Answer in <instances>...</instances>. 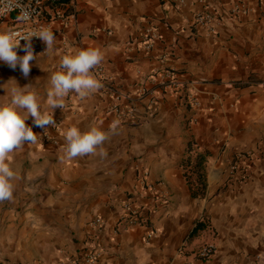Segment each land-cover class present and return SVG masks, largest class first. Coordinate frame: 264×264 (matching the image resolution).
I'll use <instances>...</instances> for the list:
<instances>
[{
    "label": "crops",
    "instance_id": "0c3cea01",
    "mask_svg": "<svg viewBox=\"0 0 264 264\" xmlns=\"http://www.w3.org/2000/svg\"><path fill=\"white\" fill-rule=\"evenodd\" d=\"M240 4L244 9L233 14ZM59 12L65 21L56 18ZM204 13L215 17L216 35L196 23ZM43 15L54 45L30 62L27 77L0 61V104L9 101L5 88L29 84L51 115L49 77L62 56L79 49L104 53L97 67L108 81L94 72L103 84L98 92L85 100L70 92L64 108L54 109V127H38L32 117L25 122L38 139L8 161L20 179L13 199L0 203V264H80L93 245L99 264H264V4L45 0ZM16 24L13 17L0 32ZM149 28L157 38L147 52L143 33ZM166 70L174 73L169 84ZM115 103L132 110L134 120L122 122L112 111ZM71 126L104 130L107 156L62 159L63 134ZM45 130L58 146L41 142ZM190 143L207 157L200 197L185 176ZM241 153L249 156L233 171ZM127 203L148 220L120 222ZM98 218L102 227L94 225ZM199 224L204 228L195 232ZM209 244L213 256L198 259Z\"/></svg>",
    "mask_w": 264,
    "mask_h": 264
},
{
    "label": "clouds",
    "instance_id": "9594fccd",
    "mask_svg": "<svg viewBox=\"0 0 264 264\" xmlns=\"http://www.w3.org/2000/svg\"><path fill=\"white\" fill-rule=\"evenodd\" d=\"M18 20L28 21L31 13L22 5ZM41 38L47 45L44 54L52 49L55 42V35L47 30H41L39 34L30 33L20 35L14 31L0 32V61L7 64L13 70L19 66L22 74L27 77L31 70V61L36 60L32 49L31 38ZM25 40L23 45L24 55H18L20 41ZM104 53L99 48L79 49L61 57L59 70L54 71L49 77V88L47 89L46 103L48 111H42L41 98L30 85L5 88L9 97L7 103L0 104V203L11 201L14 197L16 182L20 179L17 171L10 165L9 158L12 153L23 149L25 142L34 144L38 136L25 122L29 117L33 123L41 128L48 125L55 126L53 119L54 109L64 108V99L70 92H74L81 100L89 98L98 92L103 84L94 74V69L102 63ZM40 67V66H39ZM42 71H45L41 68ZM39 79V78H37ZM116 124L112 129L115 131ZM65 148L64 157L68 160L86 156L101 157L107 156L104 148L105 142L109 139L108 134L98 127H91L82 131L77 126H71L64 132Z\"/></svg>",
    "mask_w": 264,
    "mask_h": 264
},
{
    "label": "built area",
    "instance_id": "2783aa9c",
    "mask_svg": "<svg viewBox=\"0 0 264 264\" xmlns=\"http://www.w3.org/2000/svg\"><path fill=\"white\" fill-rule=\"evenodd\" d=\"M57 2L63 3L67 0H55ZM179 5H184L187 0H176ZM261 3L264 4V0H260ZM16 3L19 5H22L24 8H26L30 13V19L28 21H21L18 20L17 17L21 13V8L15 6ZM44 3L45 0H0V25L7 22L8 20H11L13 17L17 19V24L6 30V31H14L19 33L20 35H26L30 33H36L39 34L41 30H51L50 22L49 20L44 17L43 15V9H44ZM242 9H244L243 5H237L234 10H232L233 14H237ZM56 18L65 21L67 18L61 14L60 12L56 14ZM196 23L205 26L208 34L216 35L217 34V26H216V20L215 17L211 14L204 13L199 14L196 16ZM157 38V33L154 29L149 28L143 33V40L145 44V50L147 52L151 51L154 47V42ZM27 42L25 40L20 41V48L17 49L18 55H24L23 51V45H25ZM31 44L32 49L35 54H40L46 50L47 45L45 42L36 36H33L31 38ZM47 52L44 54L37 55L36 58L43 57L46 55ZM95 74L97 77L103 79L106 83L108 81V77L105 74V71L102 67H97L94 69ZM174 73L173 71L166 70L163 73V80L167 82L168 84L173 80ZM110 91H112V87L109 88ZM142 95L147 94V90L142 89L141 90ZM117 101H119V96H116ZM187 103L191 107H196L197 102L192 97H187ZM113 113L119 117V119L122 122H131L134 120L133 111L132 110H125L121 108V106L118 103H115L112 106ZM40 140L44 144H51L53 146H58L59 141L57 138H55L49 130L41 131ZM248 154L241 153L237 155V162L233 165L232 170L236 171L239 168L240 163L246 160L248 157ZM124 214L120 218V222H124L130 226H136L140 225L142 223H145L148 220V216L144 213L143 210L132 208V206L127 203L123 207ZM94 225L96 227H102L104 225L102 219L98 218L94 221ZM215 253V247L212 244L204 246L198 253L197 257L200 260H208L210 259L213 254ZM101 258V252L97 245H93L87 249V251L83 254V259L80 264H99V260ZM38 264H45L43 262H39ZM184 264H193L192 261L186 260Z\"/></svg>",
    "mask_w": 264,
    "mask_h": 264
},
{
    "label": "trees",
    "instance_id": "16d2710c",
    "mask_svg": "<svg viewBox=\"0 0 264 264\" xmlns=\"http://www.w3.org/2000/svg\"><path fill=\"white\" fill-rule=\"evenodd\" d=\"M189 156L183 165L186 169V179L191 187V191L195 197H200L206 191V163L207 157L203 153H194L193 144L190 143L188 149ZM188 170V171H187ZM190 170V171H189ZM204 226L199 224L195 232L203 229Z\"/></svg>",
    "mask_w": 264,
    "mask_h": 264
},
{
    "label": "rangeland",
    "instance_id": "374dc122",
    "mask_svg": "<svg viewBox=\"0 0 264 264\" xmlns=\"http://www.w3.org/2000/svg\"><path fill=\"white\" fill-rule=\"evenodd\" d=\"M3 233H4L3 225L2 222H0V240L3 238Z\"/></svg>",
    "mask_w": 264,
    "mask_h": 264
}]
</instances>
